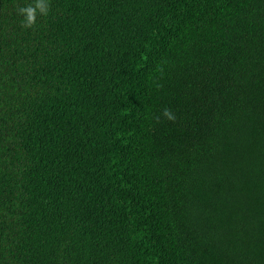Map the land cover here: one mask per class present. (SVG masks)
<instances>
[{
  "label": "trees",
  "instance_id": "trees-1",
  "mask_svg": "<svg viewBox=\"0 0 264 264\" xmlns=\"http://www.w3.org/2000/svg\"><path fill=\"white\" fill-rule=\"evenodd\" d=\"M0 264H264V0H0Z\"/></svg>",
  "mask_w": 264,
  "mask_h": 264
}]
</instances>
